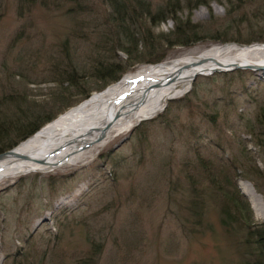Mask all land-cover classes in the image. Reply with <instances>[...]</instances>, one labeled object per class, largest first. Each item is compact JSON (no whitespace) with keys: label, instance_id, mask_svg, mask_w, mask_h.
Here are the masks:
<instances>
[{"label":"rangeland","instance_id":"obj_1","mask_svg":"<svg viewBox=\"0 0 264 264\" xmlns=\"http://www.w3.org/2000/svg\"><path fill=\"white\" fill-rule=\"evenodd\" d=\"M19 3L20 0H0V118L5 126L32 109L46 107L48 110L41 112L42 117L52 113L59 105V87L52 73L55 64L59 63L60 68L70 60L81 72H92L98 58H108L114 52L109 47L117 42L114 35L120 17L115 11V0H38L25 12H21ZM118 3L123 13L131 8L163 9L168 15L154 27L148 20H141L155 36L160 31L170 36L174 31L176 20L172 12L184 23L200 28L197 38L187 44H167L165 39L156 42L154 49L146 47L132 55L123 49L116 50L112 55L126 67L117 80L154 63L135 61L148 58L151 49L155 54H164V61L215 45L264 43V0H121ZM236 69L252 71V77L247 80L249 91L243 92L241 87L227 83L224 75L214 79L197 75L190 89L196 80L199 85L196 94L190 93V101L186 98L185 102H177L189 94V89L169 99L158 114L112 138L93 155H84L53 171H32L2 182L0 264H26L20 255L27 246L26 238L41 218L43 222L37 227L34 243L42 254L51 239L50 264H71L74 258L86 255L93 242L101 244L96 264H224L234 258L227 233L220 224L217 204L209 200L204 212L209 228L202 232L195 228L196 231L191 224L188 192L190 180L193 181L190 174L195 176V185L209 188L208 179L199 168L198 155L206 159L243 155L241 162L248 175L240 174L238 186L250 202L254 219L264 222L242 189L243 183H250L264 200V145L258 146L244 128L246 122H255L256 111L264 103V68ZM85 78L89 79L90 88L102 82L97 77ZM113 83L91 91L88 96ZM65 85L69 84L65 82ZM72 97L77 99L78 95ZM205 111L215 113V125L203 120ZM192 125L199 130L198 144L190 140ZM144 128L146 132H142ZM7 137L16 138L17 132L8 130L4 139ZM256 169L261 173L254 174ZM64 175L73 187L61 191L54 199L47 184L49 177ZM51 201L50 208H46ZM62 208L66 211L60 213ZM30 209L33 211L30 227L24 231ZM56 235H60L59 242ZM63 251L66 258L61 255Z\"/></svg>","mask_w":264,"mask_h":264},{"label":"bare ground","instance_id":"obj_2","mask_svg":"<svg viewBox=\"0 0 264 264\" xmlns=\"http://www.w3.org/2000/svg\"><path fill=\"white\" fill-rule=\"evenodd\" d=\"M260 53L264 55V43L215 45L125 74L49 121L0 158V185L23 173L53 171L93 155L112 138L161 112L169 99L186 93L196 74L234 63L264 65ZM242 189L264 218L263 196L250 183H243Z\"/></svg>","mask_w":264,"mask_h":264},{"label":"trees","instance_id":"obj_3","mask_svg":"<svg viewBox=\"0 0 264 264\" xmlns=\"http://www.w3.org/2000/svg\"><path fill=\"white\" fill-rule=\"evenodd\" d=\"M37 1L38 0H20L19 4L21 7V12L29 11L31 6ZM42 1L43 0H40V2ZM118 1L121 0H115L117 3H115L114 6L116 9H121L122 5L118 3ZM170 35L184 37L185 40H182V44H187L190 42V40H194L198 36L195 31L186 29L182 31H173ZM128 41L133 43L131 37H129ZM127 50L129 51V49ZM131 51L132 50L130 49V52ZM133 53L134 52H132V54ZM164 56V54H159L157 56L150 55L148 58H136L135 61L158 63L161 62L160 60H162ZM57 64L59 63L55 64V68L52 70V73L54 75L53 80L57 82L59 87V90L57 91V103L59 104L58 107L55 108L52 113H48L43 117L41 116V112L48 110L46 107H42L41 109L38 108L37 110L32 109L29 112L25 111L24 115L20 116L18 119H14L10 125L5 127V136H7L8 130L19 131L20 134L13 141H9V137H7L2 147L4 150L14 146L20 140L34 132L41 125L51 120L59 112H62L69 106L73 105L76 101L86 98L91 93V91L103 88L112 81L116 82V80L120 78L126 68L120 62H118L115 57H113L110 61L95 63L93 65L92 72L90 73H87L86 71L81 72L77 65L70 60L65 62L60 68L57 67ZM217 75H224V77L227 79V83L235 84L238 87H241L243 92L250 90V87H247V80L249 77H252L251 70L235 69L229 72L222 71L220 73L216 72L210 76L207 75L206 77L207 79H214ZM85 77H97L100 80L102 79V82L95 88H90L87 85L89 79ZM65 82H67L69 85H65ZM198 85L199 82L197 80L194 81L192 88L188 92L189 94L178 99L177 102H179V104L181 102H185L183 100L186 98H188L190 101V93L196 94V88ZM71 87L73 91H71ZM73 95H78V98L73 99ZM214 114V112L205 111L203 114L204 116H202L205 118L203 120L208 124L210 123L211 126L215 125V120L213 117ZM244 128L250 134L251 140L256 142L258 146L264 145V103L256 111L255 122H246V124H244ZM146 130L147 128H144L142 132H146ZM144 135L146 134L144 133ZM199 137L200 134L198 127L196 125H192L190 140H194L195 143L198 144L200 142ZM214 140L216 139L214 138ZM241 156L243 157V155L239 154L227 155V157H222L221 155L219 158L206 159L205 157L203 158V156L198 155V165L199 168L203 170V173L205 174L204 177L208 179L209 188H206L205 185H195V176L192 174L189 175V177L191 176V179L193 180H190V189L188 192V208L190 211V217L192 218L191 224L194 229L199 228L201 232L208 229L209 226L207 225L206 219H204V212L207 209L209 200L214 201L218 206L220 224L227 233L226 236L228 237L234 252V258L224 264H264V222H258V220L254 219L250 202L240 191L238 186V178L240 177V174L243 176L248 175L242 166L243 164L241 162ZM206 167L207 171L205 170ZM253 173L257 174L261 172L260 169H256L253 171ZM251 177L253 176L251 175ZM47 184L50 187V194L53 198L60 195L61 191H65L73 187V183H71L70 179H68L66 175L60 177L51 176L49 177ZM52 203L53 201H51V203L45 207L50 208ZM41 209L38 211H41ZM65 211L66 209L62 208L60 213ZM32 213L33 211L30 209L28 218L26 219L27 222L23 225L24 231L29 230L31 220L30 216ZM38 231L39 229L36 228L35 231L31 232L25 240L27 246H25L24 250H22L20 257L23 258L22 261H26V264H50L51 253L49 250H52V248L49 249V244L51 239L48 241L47 247L44 248L42 254H39L38 250L36 249L39 247L36 246V243H34L36 233H38ZM55 238L57 242L61 240L60 235H58V237L56 235ZM100 245L101 244L93 242L92 247L89 251H87L86 255L74 258L70 261V263L96 264V255L101 251ZM54 253L57 255L59 254L57 252ZM53 255L55 256V254ZM61 255L66 258L64 251ZM74 260H76L75 263H73ZM16 261L17 259L15 258L14 263Z\"/></svg>","mask_w":264,"mask_h":264},{"label":"flooded vegetation","instance_id":"obj_4","mask_svg":"<svg viewBox=\"0 0 264 264\" xmlns=\"http://www.w3.org/2000/svg\"><path fill=\"white\" fill-rule=\"evenodd\" d=\"M123 9H115V11H118V13L120 14V17L117 18V22L116 23V27L118 29V31H116L114 38H117V42L114 45H111L109 47V49H113L115 54H116V50L118 49H123L126 52H128L129 54L132 55V52L134 53H138V52H143L144 49L147 47H151V48H155V46L157 45L156 42H160L161 40H165L168 41L167 44H182V40H185L184 37L181 36H165L161 31V33L159 32V36H155L153 34L154 31H152V29L149 27V25L147 27H144L141 20H148V24L151 25V27H154L155 25L159 24V22H162L165 20V17L168 15L163 9H152V8H147L145 11H142L138 9H124L126 12H122ZM122 12V15H121ZM145 15V16H143ZM171 16L173 18H175L176 20V24L174 27V32L175 31H182V30H192L197 32V29L200 28L198 26L200 25H188L186 23L183 22V20H179L177 15H175L173 12L171 13ZM111 23H113V21H111ZM115 27V26H114ZM126 29V31H125ZM131 29L133 31H131ZM136 30L135 34L134 31ZM149 33L147 34L146 31ZM129 32V33H128ZM137 33V34H136ZM111 37V35H109V38ZM129 37L132 38L133 43H130L128 41ZM167 37V38H166ZM191 37V36H190ZM189 37V39H190ZM126 40L125 43H122L121 40ZM124 42V41H123ZM128 46V47H127ZM106 49V48H105ZM129 49V51L127 50ZM130 49L132 50L130 52ZM151 49L149 51V55L152 56H157L159 54H155L154 50ZM111 52L108 58H103L100 57L98 58L99 62H104V61H110L112 60V58L114 57L113 53ZM113 54V55H112ZM3 119L0 118V152L4 151L3 144L5 143L6 139H4L5 133H6V126L5 123H3ZM11 132V130H9V133ZM17 132V136L20 134L19 131ZM12 134H10L11 136ZM15 138L11 137L9 138V141H13Z\"/></svg>","mask_w":264,"mask_h":264},{"label":"water","instance_id":"obj_5","mask_svg":"<svg viewBox=\"0 0 264 264\" xmlns=\"http://www.w3.org/2000/svg\"><path fill=\"white\" fill-rule=\"evenodd\" d=\"M236 68H249V69H252L253 70V69H258V68L259 69L260 68H264V65H260V64H240V63H234L232 66H229V67H216V68H213L212 70H210L209 72H206V73L200 72L199 74H196L193 77V80L195 79V77L197 75H200V74L201 75H208V74H211V73H214V72H217V71L218 72L219 71H229V70H233V69H236ZM136 125H138V123ZM12 151H13V147L12 148H9V149H6V150H4L2 152H0V158L5 157L6 155H8Z\"/></svg>","mask_w":264,"mask_h":264}]
</instances>
